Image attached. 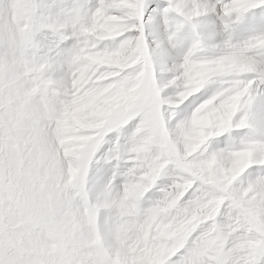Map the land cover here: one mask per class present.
<instances>
[{"label":"snow or ice","instance_id":"1","mask_svg":"<svg viewBox=\"0 0 264 264\" xmlns=\"http://www.w3.org/2000/svg\"><path fill=\"white\" fill-rule=\"evenodd\" d=\"M28 8L31 31L23 43L19 38L23 21L12 22L14 6L0 9V76L3 69L17 61L27 66L44 63L53 80H67L70 84L75 58L91 39L89 30L97 12L103 10L129 30L100 41L98 50L115 52L126 43L140 39L151 59L160 111L173 140L179 129L189 124L205 106L214 107L228 97L239 95V106L230 122L214 127L190 158L198 165L215 161L216 166L227 168L235 157L246 154V166L227 191L206 177L193 175L170 163L144 194L142 205L147 210L175 196H179L181 209H190L209 199L223 200L215 219V228L221 235L218 244L206 254L197 255L202 233L208 229L206 225L183 246L174 248L167 264H264V195L254 202L260 214L259 223H242L238 231L231 230L244 216L238 206L240 198L245 193L249 198L264 194V45L257 43L264 39V2L238 7L234 0H134L133 6L123 0H73L70 5L52 0H28ZM45 34L46 41H40L38 37ZM242 50L250 58L247 68L211 73L198 85L197 91L184 95L188 91L186 62H215ZM141 69L142 65H136L123 72L120 79H132ZM57 73H64L63 78H57ZM145 122L146 115L141 113L118 131L109 133L95 153L90 173L95 170L101 178L111 173L110 180L115 174L114 187L121 179L126 180L125 173L134 161L120 160L117 148L129 144ZM37 134L43 143L52 142V129L46 125ZM183 150L181 145V153ZM187 184L191 186L185 191ZM107 186L108 183L104 189ZM46 200L50 212L57 218L71 206L70 197L55 192L48 193ZM111 255L109 252L108 256ZM67 264L96 262L82 251Z\"/></svg>","mask_w":264,"mask_h":264},{"label":"bare ground","instance_id":"2","mask_svg":"<svg viewBox=\"0 0 264 264\" xmlns=\"http://www.w3.org/2000/svg\"><path fill=\"white\" fill-rule=\"evenodd\" d=\"M52 2L70 5L73 0H52ZM260 2H264V0H234V4L238 7ZM102 18L101 20L96 18L89 30L91 39L75 58L80 57V60L79 65L78 62L74 61L75 71L73 73L75 76L72 77L73 79L71 78L70 84L67 80L55 81V86L53 85V88L46 91L43 90L42 94L46 104L50 107V111H47L48 119L51 118L56 121L62 119L67 128L78 131V136L72 135V137H78L82 142H90L98 138L100 140L99 147L108 136L105 133L106 125L111 123L113 119L119 118L123 125H126L137 115L141 113L146 115L144 126L137 129L132 141L117 148L120 160L125 163L128 159L134 161L132 167L125 173L126 180L121 179L117 187H114L115 174L110 180L111 173L101 178L95 170L90 173L91 165L88 168L89 197L93 205L100 210V214L97 218H92V221L84 222L82 233L86 235L83 237L87 244L84 246L87 256L96 264H167L168 255L174 248L183 246L199 229L207 225L208 229L202 233L204 239H201L204 241L201 245L203 251L201 253L199 251L197 255L206 254L220 240V238L213 236L209 230L210 226L215 224V220L212 218H216L219 213L222 199H209L211 203L198 210L196 214L194 211L200 203L193 205L190 209H181L178 207L176 197L166 198L147 210L143 208L142 201L144 194L152 186L161 170L175 159L180 160L181 165L179 167L185 171L188 170L191 174L202 178L206 177L211 182L222 185L227 191L231 182L246 166V154L235 157L231 166L227 168L216 166L215 161L198 165L190 158L212 134L214 127L230 122L231 116L239 106L240 97L239 95L228 97L214 107L205 106L189 124L179 129L176 133V139L173 140L165 125L160 107H158V111H155V106L152 104L146 103L141 106L142 103L146 102L140 99V85H142V78L146 73L144 67L134 78L121 80L120 77L125 69L111 65L128 58V52L132 48L133 41L126 43L115 52L98 50L99 37H107L104 32H101L102 30L99 32ZM118 22L116 21L115 25L121 30V34L129 30L125 24ZM106 23L111 24L113 22L108 20ZM111 27L113 29V26ZM38 39L45 42L46 34L39 36ZM257 43L264 45V39L257 41ZM145 50L149 56L146 47ZM249 59L245 55V51L242 50L232 52L215 62H186L185 74L188 91L184 95L197 91L198 85L211 73L244 70L248 67ZM133 62L137 63L136 61ZM34 66L37 67L38 71L41 69L49 78H52L44 63ZM63 76L64 73L56 74L57 78H63ZM156 103L159 106L158 100ZM159 123L162 124L163 129L160 140H156L154 133ZM181 145L184 149L183 153L180 151ZM156 156H161L164 161L163 166L158 167V164H153V159ZM167 158H171L170 161ZM146 164L154 173L145 172ZM107 183L108 186L104 189ZM190 186L187 184L184 188L187 189ZM246 195L248 196L247 193ZM261 195L264 194L257 193L250 198H243V196L238 201V205L243 209L245 223H259L260 214L255 208L254 202ZM246 210L253 211L254 215L251 216ZM186 211L188 213L183 218L189 216L190 213L193 217L177 230L176 225L182 223L180 221L181 212ZM117 217L118 225L107 226L108 229L106 230L105 222L108 223V220L114 222ZM125 217L128 218L129 222L119 220ZM202 221L204 223L200 224ZM232 227L236 228L237 226L234 224ZM109 252L112 253L111 256H108Z\"/></svg>","mask_w":264,"mask_h":264},{"label":"rangeland","instance_id":"3","mask_svg":"<svg viewBox=\"0 0 264 264\" xmlns=\"http://www.w3.org/2000/svg\"><path fill=\"white\" fill-rule=\"evenodd\" d=\"M123 3L133 6L134 0H123ZM12 6L15 8L12 22L18 23V19L23 21L19 27V38L22 43L26 42L31 31L28 0H12L11 5L9 0H0V9L6 10ZM97 17L100 20L103 17L101 25L105 27L100 25L99 32L102 30L101 32L107 35L99 37V42L123 34L115 25L116 21H119L118 18L107 16L103 10L97 12ZM108 20L113 23H106ZM79 60L80 57L75 59L78 65ZM111 65L112 67L117 65L125 71L142 65L146 73L140 85V99L146 102L141 106L146 103L152 104L155 111H158L160 106L156 103L158 90L154 69L139 38L133 41L127 59ZM53 85L55 86V80L49 78L43 70L38 71L36 66H27L20 61L3 69L0 76V264H67L81 255L80 252L85 251L86 235L82 233L84 222L88 223L100 214V210L93 205L89 197L87 185L88 168L95 157L100 140L97 138L94 141L82 142L78 137H72L78 136V131L67 128L62 119L60 120L62 123L59 120L48 119L47 111H50V107L42 94L43 90L53 88ZM113 120L106 125L107 135L124 126L119 118ZM45 125L52 129L50 144L43 143L37 134L38 129ZM162 129L163 126L159 123L154 133L156 140H160ZM170 159L167 158L168 161ZM175 161L170 163L181 165L180 160ZM153 164L161 167L164 161L161 156H156ZM145 172L154 173L147 164ZM50 192L71 198V206L59 218L53 216L49 210L46 196ZM175 197L179 201V196ZM247 197L245 193L243 198ZM210 203L211 200L201 202V206L199 205L194 213H198V210ZM246 211L251 216L254 215L253 211ZM186 213L188 212H181L182 223L176 225L177 230L193 217L190 213V218L189 216L187 219L183 218ZM124 219L119 220L129 222L127 217ZM244 221L237 220L235 223L237 227H231L232 232L238 231ZM105 224L106 230L113 224L118 225V217L114 222L108 220ZM209 231L221 239L215 224L210 226ZM203 242L201 240V245ZM202 251L201 247L200 253Z\"/></svg>","mask_w":264,"mask_h":264}]
</instances>
